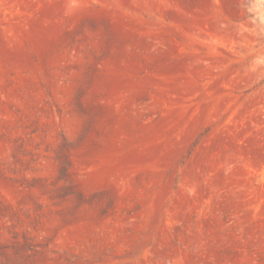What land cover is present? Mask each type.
<instances>
[{
	"label": "rangeland",
	"instance_id": "1",
	"mask_svg": "<svg viewBox=\"0 0 264 264\" xmlns=\"http://www.w3.org/2000/svg\"><path fill=\"white\" fill-rule=\"evenodd\" d=\"M0 264H264L254 0H0Z\"/></svg>",
	"mask_w": 264,
	"mask_h": 264
},
{
	"label": "water",
	"instance_id": "2",
	"mask_svg": "<svg viewBox=\"0 0 264 264\" xmlns=\"http://www.w3.org/2000/svg\"><path fill=\"white\" fill-rule=\"evenodd\" d=\"M254 6L257 13L264 17V0H254Z\"/></svg>",
	"mask_w": 264,
	"mask_h": 264
}]
</instances>
